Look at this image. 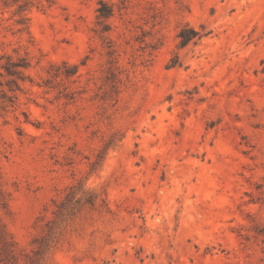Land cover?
I'll return each instance as SVG.
<instances>
[{
  "label": "rangeland",
  "instance_id": "obj_1",
  "mask_svg": "<svg viewBox=\"0 0 264 264\" xmlns=\"http://www.w3.org/2000/svg\"><path fill=\"white\" fill-rule=\"evenodd\" d=\"M0 264H264V0H0Z\"/></svg>",
  "mask_w": 264,
  "mask_h": 264
},
{
  "label": "trees",
  "instance_id": "obj_2",
  "mask_svg": "<svg viewBox=\"0 0 264 264\" xmlns=\"http://www.w3.org/2000/svg\"><path fill=\"white\" fill-rule=\"evenodd\" d=\"M100 19L107 20L112 16V9L104 2L100 3V8L98 9ZM206 34L203 32L197 31L192 27L184 26L179 34L178 39L180 40V47L185 48L191 43H197L202 38H204ZM177 65L176 63L173 64Z\"/></svg>",
  "mask_w": 264,
  "mask_h": 264
}]
</instances>
